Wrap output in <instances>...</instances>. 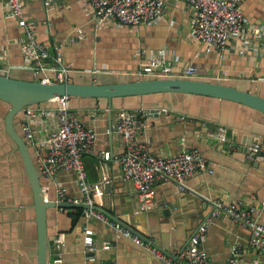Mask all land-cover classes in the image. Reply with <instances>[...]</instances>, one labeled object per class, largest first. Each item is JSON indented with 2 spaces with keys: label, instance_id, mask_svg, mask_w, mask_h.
<instances>
[{
  "label": "crops",
  "instance_id": "1",
  "mask_svg": "<svg viewBox=\"0 0 264 264\" xmlns=\"http://www.w3.org/2000/svg\"><path fill=\"white\" fill-rule=\"evenodd\" d=\"M164 5L162 18L157 23L141 22L123 27L108 20L94 23L85 0H58L46 7L40 0H26L23 13L34 21L36 40L51 54L55 48L59 49L62 65L70 73L69 80H109L115 75L111 71L137 68L143 57L135 54L136 50L151 51L163 45L178 56L171 61L174 73L181 72L187 63H192L199 75H213L221 68L232 75L241 70L246 76H241L243 79H238L237 83L264 95V80H244L253 76L255 65L236 51L226 47L221 53L210 49L196 54L200 42L188 34L192 12L184 0H164ZM240 5L248 21L264 22V0H241ZM76 27L83 29L84 36L69 39L70 35H75ZM23 39V26L7 14L6 2L0 0V51L3 50L0 67L7 68L6 74L19 78L52 75L49 69L35 71L25 65L20 48ZM126 104L159 106L171 113L169 116L163 113L140 116L133 136L136 143L147 141L149 150L156 155L175 154L195 147L207 160L210 171L198 170L189 175L184 190L169 181H154L149 205L138 210L135 184L121 177L118 163V156L123 152L121 139L106 132L116 110ZM68 105L72 114L96 132L92 149L82 155L89 182L98 183L105 176L104 182L109 183L107 189L104 183L94 189L96 205L168 250L171 263L151 254L113 226L77 213L78 206H66L52 209L47 219L51 236L64 233L61 243L49 241L48 264H83L84 226L92 229L99 264H175L176 251L207 217L210 219L200 245L206 251L208 264H253L255 261L264 264V247L250 244L248 225L227 213L210 215L215 201L235 203L264 224V113L230 100L175 93L113 98L110 106L106 98L70 97ZM179 113L186 117L181 119ZM24 117L35 138L44 137L54 128L53 118ZM219 124L228 127L226 141L216 137ZM250 140L260 143L261 158L251 160L244 155L241 141ZM34 148L36 151V145ZM105 150L110 153L107 159L101 157ZM44 180L50 195L56 194V182L65 187L68 196L79 195L72 170L61 169ZM104 240L110 242L108 248L102 247ZM58 251L61 261L56 263L54 258ZM232 256L238 261H231ZM35 257L32 191L20 154L6 135L0 117V264H35Z\"/></svg>",
  "mask_w": 264,
  "mask_h": 264
},
{
  "label": "built area",
  "instance_id": "2",
  "mask_svg": "<svg viewBox=\"0 0 264 264\" xmlns=\"http://www.w3.org/2000/svg\"><path fill=\"white\" fill-rule=\"evenodd\" d=\"M26 0H5L7 14L16 18L23 26L24 39L20 45L25 65L35 71L49 69L53 78L48 75L42 77L46 80L65 81L68 78V69L62 65L61 54L58 48L51 54L45 46L39 43L33 32L34 21L23 13V4ZM44 7L50 6L58 0H40ZM90 8V16L94 23L108 20L117 27L135 26L139 23L155 24L163 15L164 0H85ZM191 9L189 36L200 42L196 54H201L210 49H216L221 53L224 48H231L242 58L255 65L254 74L247 79L264 80V22H250L245 17L241 8V0H184ZM75 35L69 39L82 38L84 31L76 27ZM135 54L143 57L137 68L127 73L135 75H173L180 74L188 77L204 76L215 78H242L246 76L244 71L238 70L232 75L227 69L221 68L213 75H199L192 63H187L182 71L174 73L172 60L178 58L177 54L167 46H160L151 51L136 50ZM170 55V57L168 56ZM3 50L0 51V59ZM7 68H1L4 71ZM55 107H31L24 106V114L30 117L44 116L55 119L52 128L44 137H36L25 121L22 129L25 139L36 145L37 160L44 177L52 178L61 169L72 170L74 182L78 187V196H68L65 187L59 182L55 183L56 198L74 203H81V215L94 217L113 226L116 231L127 236L134 243L141 245L156 257L171 263V255L167 254L159 246L149 239H144L131 227L109 217L94 199V189L101 187L105 181L103 176L98 183H90L86 176L82 155L93 147L96 132L85 125L76 115L72 114L68 105V96L59 95L52 98ZM166 114L162 107H133L118 108L114 119L106 128L107 133H114L120 137L123 144V152L118 156L121 177L131 180L137 189L139 208L146 209L152 199V186L156 180L172 182L180 190L185 188V179L198 170H208L207 160L200 150L193 147L170 155H156L148 148V142L136 143L133 140L135 131L139 126V117H150L153 114ZM182 119L186 114H180ZM228 127L219 124L215 132L220 141L228 140ZM246 158L254 160L262 157L260 143L252 140L244 149ZM109 151H102L101 157L107 159ZM42 189L46 194L48 185L43 184ZM264 207V200L262 201ZM218 213L230 214L241 224L248 225L251 230L249 242L251 245L264 247V224L257 222L249 215L248 211L238 207L235 203L222 204L214 202V208L210 215ZM209 217L202 221L192 232L185 245L176 251L177 262L175 264H208L205 249L200 245ZM83 264H99L95 255V245L92 238V229L83 227ZM64 239V233L59 232L54 237V244H59ZM110 242L102 241V247L108 248ZM61 261V253L58 251L54 262ZM231 261L237 262L238 258L232 256ZM105 264H115L107 262ZM253 264H257L256 261Z\"/></svg>",
  "mask_w": 264,
  "mask_h": 264
},
{
  "label": "water",
  "instance_id": "3",
  "mask_svg": "<svg viewBox=\"0 0 264 264\" xmlns=\"http://www.w3.org/2000/svg\"><path fill=\"white\" fill-rule=\"evenodd\" d=\"M111 72L115 75L109 80L77 82L69 79L65 81L46 80L42 77L19 78L0 71V117L3 120L6 135L12 141L15 150L20 154L25 175L32 191L36 222L35 264H48L49 261V241L53 240L54 236L48 233L47 219L52 209L82 206V204L59 200L56 198V194L50 195L48 189L46 194L44 193L42 185L45 184L44 179L46 177L41 173L34 145L25 139L22 129V123L26 121L24 106L55 107L56 104L52 98L59 95H66L68 99L70 97L106 98L108 106H110L113 98L175 93L196 94L230 100L264 113V95L256 92L250 86L246 87L238 84L237 80L243 78L188 77L180 74L154 76L147 74L135 75L121 71ZM67 74H70L69 70ZM50 77L53 78V75H50ZM244 80L257 81L256 79ZM124 108H133V106L126 104ZM233 136H236V133ZM251 141H241L244 149ZM108 186L109 183L104 182V188L107 189ZM102 210L109 217L118 221L104 209ZM153 244L155 243L153 242ZM161 249L171 255L168 250Z\"/></svg>",
  "mask_w": 264,
  "mask_h": 264
},
{
  "label": "trees",
  "instance_id": "4",
  "mask_svg": "<svg viewBox=\"0 0 264 264\" xmlns=\"http://www.w3.org/2000/svg\"><path fill=\"white\" fill-rule=\"evenodd\" d=\"M76 211H77V213L80 214V213H81V207L78 206V207L76 208Z\"/></svg>",
  "mask_w": 264,
  "mask_h": 264
}]
</instances>
